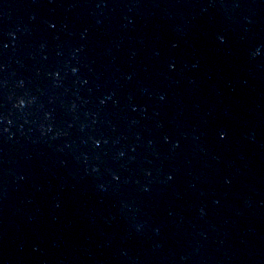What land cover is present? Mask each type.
Returning <instances> with one entry per match:
<instances>
[{
	"label": "water",
	"instance_id": "water-1",
	"mask_svg": "<svg viewBox=\"0 0 264 264\" xmlns=\"http://www.w3.org/2000/svg\"><path fill=\"white\" fill-rule=\"evenodd\" d=\"M0 264H264V0H0Z\"/></svg>",
	"mask_w": 264,
	"mask_h": 264
}]
</instances>
